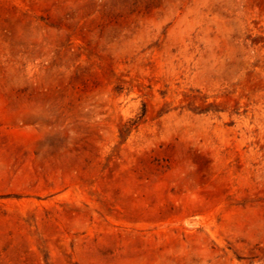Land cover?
<instances>
[{"label": "rangeland", "instance_id": "374dc122", "mask_svg": "<svg viewBox=\"0 0 264 264\" xmlns=\"http://www.w3.org/2000/svg\"><path fill=\"white\" fill-rule=\"evenodd\" d=\"M0 264H264V0H0Z\"/></svg>", "mask_w": 264, "mask_h": 264}]
</instances>
